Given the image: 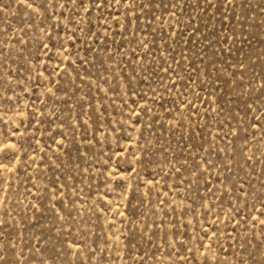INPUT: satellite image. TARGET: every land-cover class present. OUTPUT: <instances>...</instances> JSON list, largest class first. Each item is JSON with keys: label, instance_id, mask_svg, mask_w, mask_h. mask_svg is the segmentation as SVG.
<instances>
[{"label": "rangeland", "instance_id": "374dc122", "mask_svg": "<svg viewBox=\"0 0 264 264\" xmlns=\"http://www.w3.org/2000/svg\"><path fill=\"white\" fill-rule=\"evenodd\" d=\"M98 2L0 0V264H264V0Z\"/></svg>", "mask_w": 264, "mask_h": 264}, {"label": "snow or ice", "instance_id": "6c2138e0", "mask_svg": "<svg viewBox=\"0 0 264 264\" xmlns=\"http://www.w3.org/2000/svg\"><path fill=\"white\" fill-rule=\"evenodd\" d=\"M91 2L93 3L94 7H96V8H100V7L102 6L101 3L98 2V0H91ZM105 2H107V3H111V2H113V0H105ZM114 2H115L116 4H120V3L122 2V0H114ZM231 2H232V0H228V3H231ZM70 3L73 4V5H78V4H79V6H81V7L84 6V0H70ZM87 10H88V9L85 8V11H87ZM44 47H47V45H45ZM137 115H139V113H137ZM4 150H5V149H4L3 147H0V152H3ZM253 211H254V212H260L261 210H260L259 208H255V207H254ZM251 219H252L253 221H256V220H257V217H256L255 215H253V216L251 217ZM259 224H260L261 226H264V217L260 218V220H259ZM253 226L255 227V225H253ZM0 259H3V257H0Z\"/></svg>", "mask_w": 264, "mask_h": 264}]
</instances>
